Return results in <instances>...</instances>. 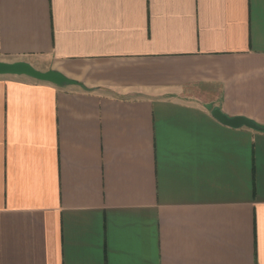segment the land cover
<instances>
[{"label": "crops", "instance_id": "crops-1", "mask_svg": "<svg viewBox=\"0 0 264 264\" xmlns=\"http://www.w3.org/2000/svg\"><path fill=\"white\" fill-rule=\"evenodd\" d=\"M0 264H264V0H0Z\"/></svg>", "mask_w": 264, "mask_h": 264}, {"label": "water", "instance_id": "water-1", "mask_svg": "<svg viewBox=\"0 0 264 264\" xmlns=\"http://www.w3.org/2000/svg\"><path fill=\"white\" fill-rule=\"evenodd\" d=\"M0 74H24L35 79L49 81L60 86L75 83V81L63 76L61 73L55 70H39L25 60H0ZM211 113L220 122L232 127L247 126L254 129H260L259 125L243 116L229 117L223 114L218 108L212 109Z\"/></svg>", "mask_w": 264, "mask_h": 264}, {"label": "trees", "instance_id": "trees-1", "mask_svg": "<svg viewBox=\"0 0 264 264\" xmlns=\"http://www.w3.org/2000/svg\"><path fill=\"white\" fill-rule=\"evenodd\" d=\"M260 129L264 130V126L259 125Z\"/></svg>", "mask_w": 264, "mask_h": 264}]
</instances>
